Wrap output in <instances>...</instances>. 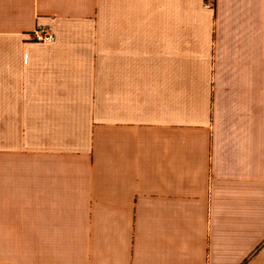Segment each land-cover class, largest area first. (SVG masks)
I'll return each instance as SVG.
<instances>
[{
    "label": "crops",
    "instance_id": "crops-1",
    "mask_svg": "<svg viewBox=\"0 0 264 264\" xmlns=\"http://www.w3.org/2000/svg\"><path fill=\"white\" fill-rule=\"evenodd\" d=\"M0 264H264V0H0Z\"/></svg>",
    "mask_w": 264,
    "mask_h": 264
},
{
    "label": "built area",
    "instance_id": "built-area-1",
    "mask_svg": "<svg viewBox=\"0 0 264 264\" xmlns=\"http://www.w3.org/2000/svg\"><path fill=\"white\" fill-rule=\"evenodd\" d=\"M206 7L211 8L212 5L207 4ZM30 40L37 43L52 44L55 42V36L49 29L40 27L34 33H31Z\"/></svg>",
    "mask_w": 264,
    "mask_h": 264
}]
</instances>
